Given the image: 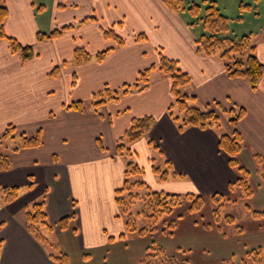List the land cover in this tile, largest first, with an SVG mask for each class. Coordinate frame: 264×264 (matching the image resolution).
Masks as SVG:
<instances>
[{"label": "crops", "instance_id": "crops-1", "mask_svg": "<svg viewBox=\"0 0 264 264\" xmlns=\"http://www.w3.org/2000/svg\"><path fill=\"white\" fill-rule=\"evenodd\" d=\"M215 1L218 4L219 0ZM4 2L9 11L6 33L33 46L37 55L23 60L11 51L7 40H0V134L14 124L18 134L35 135L41 130L42 143L10 152V169L0 171V192L15 185L23 189L14 202L0 205V264H55L24 222L25 207L41 199L53 225L50 237L67 253L90 260L95 252L104 255L103 259L112 255L125 230L115 190L123 185L126 161L116 145L135 117L152 115L157 119L149 133L131 145L152 189L225 193L230 182L238 179L228 155L219 148L220 130L195 126L179 130L168 112L174 101L172 80L158 69L146 89L106 103L101 113L66 109L73 101L91 100L106 86L115 89L134 83L141 70L158 65L161 54L177 60L189 73L192 83L188 91L197 96L193 102L197 107L215 106L216 102L225 108L245 105L249 114L239 131L264 150V76L253 90L247 81L229 77L221 58L199 53L196 39L203 29L190 24L192 18L186 11H172L165 0ZM257 2V10L264 15V0ZM91 17L95 19L83 21ZM70 24L75 27L60 37L37 38L39 32ZM112 26L125 38V44L118 46L105 38L103 29ZM140 33L147 39L137 41ZM80 46L93 55L109 47L113 50L103 61L92 58L75 65L74 51ZM257 55L264 63V39L257 43ZM57 66L58 75H51ZM222 118L224 127L232 132L228 119ZM149 140L160 146L163 159L170 160L183 178H158ZM73 214L69 227L61 230L60 221Z\"/></svg>", "mask_w": 264, "mask_h": 264}, {"label": "trees", "instance_id": "trees-1", "mask_svg": "<svg viewBox=\"0 0 264 264\" xmlns=\"http://www.w3.org/2000/svg\"><path fill=\"white\" fill-rule=\"evenodd\" d=\"M203 1L205 3L203 15H200V9L203 5L196 0H165V4L174 12L189 11L192 15L191 25L201 23L204 32L202 31L201 35L196 39V48L199 53L221 58L225 62L229 77L245 80L253 90H256L264 76V63L257 55V43L253 40V35H242L239 38L233 36L230 32L231 19L222 12L217 2L215 0ZM246 6L248 5L246 4ZM8 14L9 11L4 0H0V40H7L11 51L19 54L23 60L32 59L37 55L33 46L23 45L16 38L6 33L5 22ZM89 19L94 20L95 17L87 18L83 21ZM74 27L75 24H70L56 28L50 32H39L37 38L39 41L55 39ZM103 33L105 38L114 41L118 46L126 42L125 38L117 33L114 26L104 28ZM146 39L147 36L144 33L136 35L137 41H144ZM112 50L113 47H109L93 55L84 46H80L75 49L72 62L75 65H82L92 58L100 62ZM155 69L168 75L172 80L171 93L174 101L169 106L168 112L173 120L178 123L179 130L184 131L191 126L202 129L213 127L219 130L222 127V115L223 113H227L229 116L228 122L233 131L227 134H220L219 148L228 155L230 165L239 174L236 181L230 182L229 190L232 193L236 186H241L245 189L246 196H251L254 190L249 182L250 172L241 164V159L239 158L243 148V136L238 129V124L245 116L246 109L241 107L237 112L234 105L225 108L218 102L215 103V106L209 105L206 108H199L194 105L193 102L196 101L197 96L188 91L192 83L191 76L182 70L179 62L175 59L161 54L158 65H152L141 70L134 83L124 84L120 88L115 89L106 86L103 90L96 92L93 98L89 100V103H87L88 101L78 100L67 104L65 107L68 110L81 112L94 109L96 112L101 113V108L106 103L117 101L135 90L142 91L146 89L151 83L152 73ZM58 73L59 66L51 71V75L53 76H57ZM190 101L192 102L191 105L189 104ZM156 121V117L152 115L135 117L129 128L117 140V152L123 157H128L125 163L123 185L115 190V200L120 210L119 217H122L125 222V230L118 237L121 241L127 239L133 233L140 237L152 236L157 231L158 223L161 220L170 229V234H173L176 222H167L166 218L172 215L175 209L185 202H189L190 211L199 212L204 208L208 199H210L217 204V207L213 210V215L216 219L221 220V209L225 207L226 202L231 201L230 195L221 192L210 195L193 192L174 193L164 190H154L149 186L143 178L144 169L138 164L136 151L131 148V145L147 135ZM17 136L20 137V142L11 152H17L24 148L38 147L42 143L41 130H38L35 135L18 134L16 126L9 124L0 134V145L4 140L16 138ZM149 145L162 155V150L157 143L149 140ZM151 161L153 162L154 173L162 181L170 178L184 177V174L175 171L172 162L168 159H165L164 167L157 165L156 158L154 157L151 158ZM10 167L9 153L4 154L0 152V171L9 170ZM262 177L264 178V170ZM22 190V187L17 185L3 187L0 205L14 202L19 198ZM138 203L141 204L137 205ZM253 213L255 216L264 215V211H254ZM24 218L28 232L37 241L46 246V234H50L53 231V225L50 223L46 211V202L41 200L32 203V205L28 204L24 209ZM73 218L74 214L63 218L59 224L61 230L67 229L69 222ZM225 221L233 223L235 218L233 215H226ZM2 225H0V228ZM162 231L167 232V228L164 227ZM111 239L115 240V237L112 236ZM2 248L3 240H0V257ZM48 248L49 256L56 264H70V258L66 252L62 250L55 251L59 248L58 244L50 243ZM185 252L187 250L179 248L176 253L171 254L161 245H147L145 254L138 264H186L178 256V253L186 254ZM230 264H237V262ZM241 264H264V245L247 251L241 259Z\"/></svg>", "mask_w": 264, "mask_h": 264}, {"label": "rangeland", "instance_id": "rangeland-1", "mask_svg": "<svg viewBox=\"0 0 264 264\" xmlns=\"http://www.w3.org/2000/svg\"><path fill=\"white\" fill-rule=\"evenodd\" d=\"M196 1L202 3L200 15H203L205 3L203 0ZM257 4V0H219L218 6L231 19L230 32L233 36L239 38L242 35L251 34L256 43L264 39V15L257 10ZM186 12L192 17L189 11ZM194 27L202 29L201 23H195ZM189 104L191 105L192 102L190 101ZM233 105L237 112L241 107L246 109L245 116L238 124L239 129L240 123L248 118L249 111L243 104ZM222 117L229 119L227 113H223ZM250 119L256 120L251 117ZM224 126V120H222L220 133H231ZM262 133L261 137L263 138L264 132ZM242 136L243 148L239 158L241 164L250 172L249 182L254 192L251 196H246L245 189L241 186H236L232 193L228 188V191L224 194L230 195L231 201L226 202L225 207L221 209V220L216 219L213 215V210L217 207V204L212 200L208 199L204 208L199 212L190 211L189 202H185L166 218L167 222H176L173 234H170V229L161 220L158 223L157 231L152 236L140 237L135 233L130 234L127 239L120 241L115 245L116 247L114 246L111 251L112 255L109 253L104 259V255L99 256L96 252L92 254L91 260L90 258L85 259L84 256L77 255L74 252L67 253L60 244H58V250L55 251L62 250L66 252L69 255L71 264H83V261H89L87 264H138L145 254L147 245L157 244L163 246L171 254L176 253L179 248L187 250L186 254L178 253L179 258L185 261L186 264H230L232 262L241 264V259L247 251L264 245V215L255 216L253 213L254 211H264V178L262 177L264 150L253 145L246 135L242 134ZM19 142V136L4 140L0 145V152L10 153ZM150 149L153 153L152 158H156V164L164 167L165 160L163 157L153 147ZM124 159L126 161L128 157L124 156ZM142 191L144 192V190ZM190 192L197 193L194 191L185 193ZM2 196L3 194L0 192V199ZM36 201H31L29 204L32 205ZM139 204L141 203L137 205ZM226 215H233L235 221L233 223L226 222ZM164 227L167 228V232L162 231ZM46 236L45 248L48 252V245L56 243L57 239L50 237L48 233ZM115 249H117V253ZM49 258L51 259L50 256Z\"/></svg>", "mask_w": 264, "mask_h": 264}]
</instances>
